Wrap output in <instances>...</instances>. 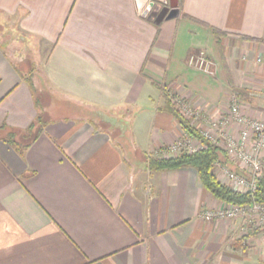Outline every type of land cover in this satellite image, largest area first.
Instances as JSON below:
<instances>
[{"label":"crops","instance_id":"crops-1","mask_svg":"<svg viewBox=\"0 0 264 264\" xmlns=\"http://www.w3.org/2000/svg\"><path fill=\"white\" fill-rule=\"evenodd\" d=\"M174 1L157 25L152 0H0L25 53L0 44V127L23 147L0 141V264H264L258 219L207 221L227 205L197 171L147 159L186 136L164 88L213 119L236 90L264 118V0ZM200 52L213 75L190 66Z\"/></svg>","mask_w":264,"mask_h":264},{"label":"built area","instance_id":"built-area-1","mask_svg":"<svg viewBox=\"0 0 264 264\" xmlns=\"http://www.w3.org/2000/svg\"><path fill=\"white\" fill-rule=\"evenodd\" d=\"M152 0L148 6L146 13L152 12L156 6L163 8L165 0ZM160 2V3H159ZM190 66L209 75H213V62L206 56L204 52L192 54L188 60ZM172 102L179 106L180 114L199 123L209 124L202 136L223 149L229 156L234 165L244 171L251 177L246 180L239 177L235 170H231L223 165L219 166L220 172L232 183V188L238 192H255L257 189V180L264 176V119L254 120L242 113V102L237 94H232L229 98L228 110L219 115L218 118H208L196 114L181 97H173ZM238 128L235 133L233 128ZM195 138L186 134V136L170 146L157 151L155 156L171 157L179 156L183 152L196 153L204 149V145L195 144ZM242 217L245 221L243 231L247 232L249 227L253 226V221L258 219V226L264 225V206L261 204H253L244 208L227 205L225 209L217 212H208L204 215L207 221L215 219L231 218L237 219Z\"/></svg>","mask_w":264,"mask_h":264},{"label":"trees","instance_id":"trees-1","mask_svg":"<svg viewBox=\"0 0 264 264\" xmlns=\"http://www.w3.org/2000/svg\"><path fill=\"white\" fill-rule=\"evenodd\" d=\"M28 68L29 71L27 74L33 76L35 67L30 66ZM17 69L20 72L18 67ZM153 84L159 86V84L156 82ZM163 90L165 92L166 98L168 99L167 110L174 114L185 134L199 140L205 147L196 153L183 152L179 156L163 157L155 156V154L148 155L147 159L150 170L162 172L179 170L183 168H193L197 171L202 186L215 199L223 202L224 204L238 208H244L253 204H261L264 206V176L257 180V189L255 192H238L234 188L220 182L216 173L214 172L215 166L217 164L223 165L231 170H235L237 167L233 162H231L228 154L223 149L206 140L198 129L193 127L189 121H187L177 112V109L172 104L173 97H176L177 95L171 93L166 88ZM233 93L237 94L239 98L241 97V94L236 90H234ZM41 121L42 118L39 117L38 122L40 123ZM37 124L38 123L31 126V128L28 130V134L32 135ZM20 135L21 134H18V132L10 129L7 126L0 127V141L16 146L18 149L23 148L18 141ZM21 137L27 139L30 136L26 137L25 135H22ZM27 146L28 144L25 147ZM251 228L254 227L252 226ZM261 228H264V225ZM259 229L260 228H254L251 230L253 232H258Z\"/></svg>","mask_w":264,"mask_h":264},{"label":"rangeland","instance_id":"rangeland-1","mask_svg":"<svg viewBox=\"0 0 264 264\" xmlns=\"http://www.w3.org/2000/svg\"><path fill=\"white\" fill-rule=\"evenodd\" d=\"M155 2H158L157 0L155 1ZM160 3V2H159ZM172 6H173V4H172ZM9 26L10 25H8V22H6L3 18H1L0 17V44H2V45H5V47L9 50L8 51V53L10 54V55H12L13 57H14V59L17 61V63H20L19 62V58H21V56L23 57L24 55H25V53H24V45H23V43H21V42H19V40H17V38H16V36H15V34H13V32L12 31H10V28H9ZM11 38H13L12 40H13V42H12V44H13V46H16V47H18V49H19V51H17V52H15L11 47H12V45L10 44H8V41H9V39H11ZM31 48V47H30ZM27 49L29 50V47H27ZM30 51V50H29ZM21 71H22V73L24 74V75H26L27 77H28V75L29 74H27L28 73V66H27V64L25 65V66H20V67H18ZM37 69V68H36ZM35 69V71L33 72V74H39V72H38V70H36ZM36 72V73H35ZM41 100H43V97H42V95H41V99H40V102H41ZM43 103V102H42ZM172 104L175 106V108L177 109V112L180 114V110H179V106L178 105H176V103L174 104L173 102H172ZM68 109H72L71 107H68ZM68 115V113H65V116H67ZM180 115H182V114H180ZM183 116V115H182ZM244 116H247L246 114L244 115ZM185 119L186 118H188V116L187 117H185V116H183ZM247 117H249V116H247ZM250 118V117H249ZM252 119H254V120H257L256 118H253V117H251ZM261 118V117H260ZM264 118H261V119H259V120H263ZM187 120H190V119H187ZM191 122V121H190ZM196 145L198 144V143H195ZM214 172L216 173V172H220V169H219V166H215V169H214ZM257 218V217H256ZM255 218V219H256Z\"/></svg>","mask_w":264,"mask_h":264},{"label":"water","instance_id":"water-1","mask_svg":"<svg viewBox=\"0 0 264 264\" xmlns=\"http://www.w3.org/2000/svg\"><path fill=\"white\" fill-rule=\"evenodd\" d=\"M178 15H179V10L176 8V4H174L172 8H164L163 9V11L156 18L155 24L160 25L164 21H169V20L177 18ZM110 123H112V122H110ZM235 173L239 177H242L246 180H251V177L239 168L235 169Z\"/></svg>","mask_w":264,"mask_h":264},{"label":"flooded vegetation","instance_id":"flooded-vegetation-1","mask_svg":"<svg viewBox=\"0 0 264 264\" xmlns=\"http://www.w3.org/2000/svg\"><path fill=\"white\" fill-rule=\"evenodd\" d=\"M166 2L163 3V8L160 9L159 14L163 11L164 8H172V4L174 5L176 2L174 0H165ZM157 15V17L159 16Z\"/></svg>","mask_w":264,"mask_h":264}]
</instances>
